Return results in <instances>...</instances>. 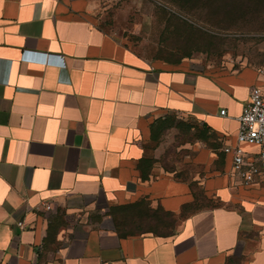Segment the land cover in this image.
Here are the masks:
<instances>
[{"label": "crops", "instance_id": "0c3cea01", "mask_svg": "<svg viewBox=\"0 0 264 264\" xmlns=\"http://www.w3.org/2000/svg\"><path fill=\"white\" fill-rule=\"evenodd\" d=\"M86 8L85 0H0V264H264V192L231 176L223 151L259 69L144 60ZM41 53L53 55L49 63ZM168 114L217 138L194 147L207 172L196 180L203 200L191 180L141 176L142 144ZM139 196L170 214L168 232L119 234L55 216L87 200L122 206Z\"/></svg>", "mask_w": 264, "mask_h": 264}, {"label": "rangeland", "instance_id": "374dc122", "mask_svg": "<svg viewBox=\"0 0 264 264\" xmlns=\"http://www.w3.org/2000/svg\"><path fill=\"white\" fill-rule=\"evenodd\" d=\"M85 1L89 18L144 60L205 70L246 66L264 70V0ZM217 143L215 135L189 116L156 118L142 144L149 158L138 165L141 176L171 173L191 180L196 197L203 200L196 180L207 172L195 163L194 147ZM216 155L214 168L221 170L222 157ZM252 187L264 192V174ZM82 205L70 215L65 207L58 208L55 216L72 220L83 216L119 234L166 233L175 224L168 212L151 208L144 196L122 206L93 200Z\"/></svg>", "mask_w": 264, "mask_h": 264}, {"label": "built area", "instance_id": "2783aa9c", "mask_svg": "<svg viewBox=\"0 0 264 264\" xmlns=\"http://www.w3.org/2000/svg\"><path fill=\"white\" fill-rule=\"evenodd\" d=\"M26 52H23V56ZM42 62L47 64L52 54L41 53ZM59 64L64 65L63 57L56 56ZM25 58V56H24ZM262 79L249 89L248 100L238 117L239 126L235 133L234 144L226 145L223 151L230 156V174L245 186L253 185L264 174V70L259 69ZM224 114V110H220ZM249 144L257 147L258 151L249 155L242 147ZM41 206L49 209L48 203ZM23 227V222H18Z\"/></svg>", "mask_w": 264, "mask_h": 264}, {"label": "trees", "instance_id": "16d2710c", "mask_svg": "<svg viewBox=\"0 0 264 264\" xmlns=\"http://www.w3.org/2000/svg\"><path fill=\"white\" fill-rule=\"evenodd\" d=\"M143 178H146V179H148V177H143Z\"/></svg>", "mask_w": 264, "mask_h": 264}]
</instances>
